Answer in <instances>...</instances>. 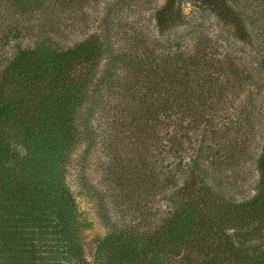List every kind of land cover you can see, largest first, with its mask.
Wrapping results in <instances>:
<instances>
[{
	"label": "trees",
	"instance_id": "16d2710c",
	"mask_svg": "<svg viewBox=\"0 0 264 264\" xmlns=\"http://www.w3.org/2000/svg\"><path fill=\"white\" fill-rule=\"evenodd\" d=\"M88 1L0 0V264H264V0H144L154 31Z\"/></svg>",
	"mask_w": 264,
	"mask_h": 264
},
{
	"label": "rangeland",
	"instance_id": "374dc122",
	"mask_svg": "<svg viewBox=\"0 0 264 264\" xmlns=\"http://www.w3.org/2000/svg\"><path fill=\"white\" fill-rule=\"evenodd\" d=\"M106 1L108 0H89L86 3L85 10L86 12L90 11L92 18H94L95 16H100L102 14V6L106 3ZM143 1L144 0H125V2H127V5L123 4V6L126 7L125 9L127 10L125 13L129 14L127 16L129 20L133 19L135 15V20L142 22L144 25L143 27H145L146 29L148 28L149 31H154L151 13L142 6ZM151 1L153 2V4H161L163 0ZM70 5L71 8L67 10V12L72 11L68 15L69 21H71V19L75 21H80V19H77L78 14L75 11V8L78 9V6H76L75 2H71ZM182 9L190 22H201L202 24L206 25V29L210 34L217 31L218 25L214 16L196 9L193 5L187 2L182 4ZM90 22L91 23L87 27H85L87 31H90L94 27V24H96L95 22L94 24L92 23V21ZM173 31L182 32L183 27H177L175 30H172V33ZM3 49L7 51L9 48L4 47ZM81 147L82 145L75 150L73 154V161L79 160ZM100 151L101 150L99 148L94 152L93 156L89 159L86 168V174L89 180L99 186L102 185V177L101 171L99 170L98 166L100 164V161L104 160V155ZM77 164L78 163H73L70 166L71 170L67 174V181L71 187L73 194L75 195L76 203L80 212L79 241L83 249V254L88 261H92L96 242L105 235L106 228L101 224L99 218L96 215L94 200L88 197L85 193H83L81 188L78 186V171L76 167ZM14 256L15 255L13 254L7 256L6 259L10 260L8 264H21L23 262V259Z\"/></svg>",
	"mask_w": 264,
	"mask_h": 264
}]
</instances>
